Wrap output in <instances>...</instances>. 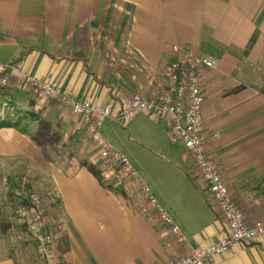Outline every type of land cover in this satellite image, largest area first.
<instances>
[{
    "label": "crops",
    "instance_id": "1",
    "mask_svg": "<svg viewBox=\"0 0 264 264\" xmlns=\"http://www.w3.org/2000/svg\"><path fill=\"white\" fill-rule=\"evenodd\" d=\"M173 47L218 62L200 73L206 150L246 221L263 220L264 0H0V66L13 63L0 87V122L17 124L0 127V174L40 194L59 264H168L223 233L219 212L190 175L184 151L171 143L165 120L139 113L121 131L156 158L145 164L144 154L128 148L121 153L135 178L120 183L103 174L124 198L80 166L99 162L81 119L53 101L38 110L32 99L36 78L109 108L99 134L120 151L109 136L115 116L133 95L150 99L164 91ZM35 112L45 132L26 117ZM52 144L63 155L49 153ZM141 187L184 243L159 221ZM5 188L0 184V206ZM12 224L0 222V264H44L23 228ZM24 245H32L33 259L14 255ZM205 264H264V236Z\"/></svg>",
    "mask_w": 264,
    "mask_h": 264
},
{
    "label": "built area",
    "instance_id": "2",
    "mask_svg": "<svg viewBox=\"0 0 264 264\" xmlns=\"http://www.w3.org/2000/svg\"><path fill=\"white\" fill-rule=\"evenodd\" d=\"M173 53L175 59L164 69V91L150 99L133 95L123 102L115 121L120 127L126 128L137 114L146 113L150 117L167 122L171 143L179 145L184 151L191 164L190 175L201 181L208 202L219 212L224 225V231L216 243L196 249L168 264H205L213 257L228 253L235 245H248L263 237L264 219L254 224L246 221L243 212L232 199L215 161L206 150L204 95L200 73L203 70H215L218 62L209 56H197L177 47H173ZM12 68L10 64L0 66V87L7 85ZM30 88L37 109L53 101L68 108L73 115L81 119L99 150L98 164L102 166L105 175L120 183L124 179L135 178L129 161L115 153L99 134L102 121L112 115L109 108H101L90 101H77L50 83L36 78L30 79ZM140 189L147 196L159 221L169 228L177 243H184L179 229L150 196L148 188ZM13 194V214L27 239L35 245L44 264H59L54 251V235L49 227L40 195L27 190Z\"/></svg>",
    "mask_w": 264,
    "mask_h": 264
},
{
    "label": "rangeland",
    "instance_id": "3",
    "mask_svg": "<svg viewBox=\"0 0 264 264\" xmlns=\"http://www.w3.org/2000/svg\"><path fill=\"white\" fill-rule=\"evenodd\" d=\"M2 88H4V87H2ZM33 102H34V105H36L34 100H33ZM40 109H41V107H38V110H40ZM0 112H1V109H0ZM33 113H31V114L29 113L28 115H26V117L28 116L27 118H30V120L36 121L35 123L37 125H39L40 129L45 130L46 128H45L44 124L41 122L40 116L38 115V112H35V114H33ZM122 130H125V128H122L118 125V123H115V125L112 127L111 133L109 135L110 138L113 140V142H115L116 144H119V146H120L119 148H121L120 151H114L115 153H118V154L124 156L125 158H126V156L124 154H122L121 152H126V151L131 150V151H134L135 154L140 155V156L144 154L143 158L145 159V161H144L145 164H151L152 161L156 160V158H154V155L142 152L141 150L133 147V145L127 143L125 140V135L121 132ZM48 148L50 149V150H48L49 153L51 151H53V153L57 154V155H63V153L65 152V149H63V147L61 145H58L56 147L52 144V145H49ZM128 148H129V150H128ZM45 151H47V150H45ZM18 175H20V173L14 174V177L18 178L19 177ZM12 177L13 176L0 174V184L3 186H6L5 190H3V192H2V195L4 196V200H3L4 203H3V205L0 206V222H4L5 219H11L12 223H13L12 225H15L16 220L14 219L15 217H14L13 208H12V201H13L14 194L12 192H14V193L23 192L25 190L24 185H26V184H24V185L21 184V187H19L18 186L19 181L18 182L13 181L11 179ZM4 179H5V182H3ZM9 179H11V180H9ZM130 180H133V179L131 178ZM140 191L142 192L141 189H140ZM31 192H33V191H31ZM151 208L154 210V208L152 206H151ZM153 212H155V211H153ZM16 227H17L16 228L17 231H20L19 227L18 226H16ZM10 240H12V239H10ZM23 244H25V243H23ZM31 246H29V245L28 246L24 245L23 247L20 246L22 249L17 247L13 251L14 255L20 254V256L23 257L25 254V255H27L26 257H30V259H31L33 257V254H32L33 252L30 249V248H32ZM16 258H19V256H17Z\"/></svg>",
    "mask_w": 264,
    "mask_h": 264
},
{
    "label": "trees",
    "instance_id": "4",
    "mask_svg": "<svg viewBox=\"0 0 264 264\" xmlns=\"http://www.w3.org/2000/svg\"><path fill=\"white\" fill-rule=\"evenodd\" d=\"M13 63H10V65H12ZM31 104L33 105V102H31ZM17 127L16 123H11V122H4L1 121L0 122V127ZM42 131L45 132V130L42 129ZM80 166L85 168L90 174H92L96 180L98 181V183L103 187L106 188L110 191L113 192H119L124 198H125V193L122 191H117L115 190L113 187L109 186V184L107 183V180L104 179V170L102 168V166L100 164H92V163H88L85 161L80 160L79 161ZM252 244V243H251Z\"/></svg>",
    "mask_w": 264,
    "mask_h": 264
}]
</instances>
